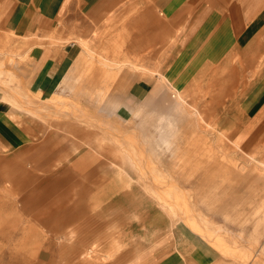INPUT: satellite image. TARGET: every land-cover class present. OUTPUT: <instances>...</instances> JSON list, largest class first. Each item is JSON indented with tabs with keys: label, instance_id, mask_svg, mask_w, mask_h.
Wrapping results in <instances>:
<instances>
[{
	"label": "rangeland",
	"instance_id": "374dc122",
	"mask_svg": "<svg viewBox=\"0 0 264 264\" xmlns=\"http://www.w3.org/2000/svg\"><path fill=\"white\" fill-rule=\"evenodd\" d=\"M64 1L0 0V264H264V21Z\"/></svg>",
	"mask_w": 264,
	"mask_h": 264
},
{
	"label": "crops",
	"instance_id": "0c3cea01",
	"mask_svg": "<svg viewBox=\"0 0 264 264\" xmlns=\"http://www.w3.org/2000/svg\"><path fill=\"white\" fill-rule=\"evenodd\" d=\"M64 0H60V3H62ZM124 0H109V5L108 7L110 10L117 4L122 3ZM65 2V1H64ZM63 2V3H64ZM235 4L232 6L233 10L238 12L240 14V19L242 21V25L244 27H248L249 25H255V28L260 29L263 25L264 21V0H235ZM205 8H203V11ZM201 15V13H200ZM210 17V16H209ZM202 19L200 18V21ZM209 19H206L201 22V25L199 30H196L194 37L197 35H200V33L204 30H208L209 26L211 25L212 21H208ZM195 24V23H194ZM257 31V30H256ZM200 32V33H199ZM254 33V30H249L246 34H244V38L248 39L252 36ZM243 38V37H242ZM244 39H242L240 42H243ZM239 45V44H238ZM66 53L68 54V51L66 49H60L58 51H54L53 49H44L41 51L40 55L38 58L33 61L30 64L29 68V75L33 77L34 79H39L41 78L46 72H48V77L44 76V79L46 83H43L40 87L42 91L45 93L48 92L50 87L53 85L51 82V73L53 72L55 77H58L61 75L62 69H66ZM43 59V60H42ZM54 83V82H53ZM45 85V88H43ZM2 108V107H1ZM0 108V109H1ZM1 110H0V115H1ZM24 133V131L22 132ZM9 136V135H8ZM7 136L3 133L0 132V146H7L6 142ZM22 177H20V180ZM19 179V178H18ZM167 257H165L162 261L159 262H152L151 264H183L180 263L179 259H174L175 253L170 251L166 253ZM158 260L159 258H152L150 259V262L152 260ZM209 264H220L217 262L209 263Z\"/></svg>",
	"mask_w": 264,
	"mask_h": 264
},
{
	"label": "bare ground",
	"instance_id": "6f19581e",
	"mask_svg": "<svg viewBox=\"0 0 264 264\" xmlns=\"http://www.w3.org/2000/svg\"><path fill=\"white\" fill-rule=\"evenodd\" d=\"M224 72H226V71H224ZM154 120V119H153ZM112 164V163H111ZM23 178H25L24 176H22ZM26 179V178H25ZM48 180V179H47ZM21 182H23L22 180H21ZM17 184V183H16ZM18 185V184H17ZM138 197V196H137ZM32 198V197H31ZM47 200V199H46ZM46 202V201H45ZM29 203V202H28ZM70 216V215H69ZM72 216V215H71ZM72 218V217H71ZM70 231V233H72V234H74V232L75 231H72L71 232V230H69ZM68 233V232H67ZM66 233V234H67ZM69 233V234H70ZM81 234V233H80ZM66 236V235H65ZM73 236H71L70 237V241H72L73 240ZM91 252H93L92 251V249H86L84 252H81L80 254L78 253L74 258H73V260L75 261V260H77V259H79V260H84L85 258H86V256L89 254V253H91ZM82 262V261H81ZM80 264V263H79Z\"/></svg>",
	"mask_w": 264,
	"mask_h": 264
}]
</instances>
